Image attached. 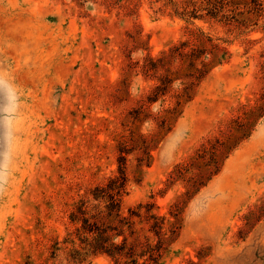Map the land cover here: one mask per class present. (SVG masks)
I'll return each instance as SVG.
<instances>
[{
  "label": "rangeland",
  "instance_id": "rangeland-1",
  "mask_svg": "<svg viewBox=\"0 0 264 264\" xmlns=\"http://www.w3.org/2000/svg\"><path fill=\"white\" fill-rule=\"evenodd\" d=\"M0 70V264H264V0H0Z\"/></svg>",
  "mask_w": 264,
  "mask_h": 264
},
{
  "label": "clouds",
  "instance_id": "clouds-1",
  "mask_svg": "<svg viewBox=\"0 0 264 264\" xmlns=\"http://www.w3.org/2000/svg\"><path fill=\"white\" fill-rule=\"evenodd\" d=\"M20 103L17 86L0 70V189L8 183L15 160V124Z\"/></svg>",
  "mask_w": 264,
  "mask_h": 264
},
{
  "label": "trees",
  "instance_id": "trees-1",
  "mask_svg": "<svg viewBox=\"0 0 264 264\" xmlns=\"http://www.w3.org/2000/svg\"><path fill=\"white\" fill-rule=\"evenodd\" d=\"M124 174L120 171V175L114 176L109 180V182L105 186H96L95 187V196L100 195H107L109 199L108 203V209L109 214H111L113 211H115V215L118 217L119 222H123L125 220V217H120L118 210H119V200L118 195L120 194V191L122 189V186L124 184ZM83 204V203H82ZM79 211L81 214L85 213L84 206H81L79 208ZM84 224L86 226H89L87 230L89 232H92V230H97L98 227L95 225L92 226L87 219L84 218ZM154 227H159V224L157 220H154L153 223ZM86 228V227H84ZM157 232V231H156ZM147 249L150 250L151 256L156 252L158 249L157 247L154 249L152 248L147 242L143 244ZM90 246L92 248L93 252H103L109 255H113L115 253H119L121 250L125 247V242H123L121 245L111 242L109 239V236L106 235V230L103 228L102 231L98 234L97 237H92V242L90 243ZM129 252H132L133 246H131Z\"/></svg>",
  "mask_w": 264,
  "mask_h": 264
}]
</instances>
